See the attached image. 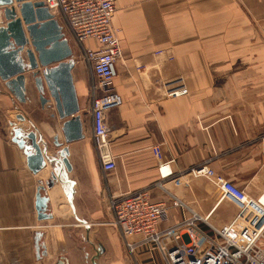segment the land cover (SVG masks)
Returning a JSON list of instances; mask_svg holds the SVG:
<instances>
[{
	"label": "crops",
	"instance_id": "crops-1",
	"mask_svg": "<svg viewBox=\"0 0 264 264\" xmlns=\"http://www.w3.org/2000/svg\"><path fill=\"white\" fill-rule=\"evenodd\" d=\"M112 22L123 49L113 80L123 103L105 115L114 170L103 169L93 140L94 76L84 62L72 69L83 137L71 142L54 100L42 107L31 70L26 102L0 79V264H166L152 246L128 250L110 199L149 189L170 205L159 228L211 211L219 226L230 215L214 209L218 192H206L189 173L203 163L260 193L253 183L264 178V0H117ZM176 78L188 93L166 95L165 83ZM14 126L45 142L39 171L13 141ZM154 146L171 161L165 180ZM38 191L48 197L50 218L39 217ZM174 197L184 205L173 206Z\"/></svg>",
	"mask_w": 264,
	"mask_h": 264
},
{
	"label": "built area",
	"instance_id": "built-area-1",
	"mask_svg": "<svg viewBox=\"0 0 264 264\" xmlns=\"http://www.w3.org/2000/svg\"><path fill=\"white\" fill-rule=\"evenodd\" d=\"M43 1L69 32L76 59L93 73V140L103 169L114 170L116 157L109 151L110 127L105 115L123 103L122 95L113 85L123 58L118 28L112 22L117 0ZM156 53L161 54L162 50ZM165 89L166 95L173 97L188 93L181 78L166 82ZM153 152L159 161L161 180L172 176L171 161L163 158L161 148L154 146ZM189 173L210 179L218 192L214 209L228 202L232 206L231 215L215 226L208 221L213 211L205 217L192 213L178 223L159 228L160 221L168 215L167 201L153 200L149 189L112 196V222L120 230L128 250L152 246L159 250L166 264H264L263 194L251 195L206 163ZM171 201L173 206L184 205L175 197ZM201 222H206L208 228Z\"/></svg>",
	"mask_w": 264,
	"mask_h": 264
},
{
	"label": "water",
	"instance_id": "water-1",
	"mask_svg": "<svg viewBox=\"0 0 264 264\" xmlns=\"http://www.w3.org/2000/svg\"><path fill=\"white\" fill-rule=\"evenodd\" d=\"M15 1L20 5L21 15L12 5L14 0H0V79L20 102H26L25 72L31 70L30 80L38 91L42 107L50 106L54 100L58 116L64 120L62 130L66 142L80 139L83 125L72 74L76 53L71 38L43 0ZM17 117L22 121L27 119L23 113ZM13 141L26 153L32 171L37 172L46 165L47 146L41 138L38 139L36 130L25 131L21 126H14ZM103 150L106 152L107 148L103 147ZM68 152V147L61 152L66 165ZM47 202L48 197L38 191L40 218L51 217L46 211Z\"/></svg>",
	"mask_w": 264,
	"mask_h": 264
},
{
	"label": "rangeland",
	"instance_id": "rangeland-1",
	"mask_svg": "<svg viewBox=\"0 0 264 264\" xmlns=\"http://www.w3.org/2000/svg\"><path fill=\"white\" fill-rule=\"evenodd\" d=\"M61 21V20H60ZM62 22V21H61ZM63 24V23H62ZM64 25V24H63ZM65 27V25H64ZM65 31L66 33L69 35V32L67 31V29L65 28ZM121 29H118V33H120ZM119 35V34H118ZM120 39V38H119ZM77 60V59H76ZM264 167V163L262 165V168ZM261 168V167H260ZM258 172H259V168H258ZM263 174H264V171H263ZM199 178H202V183L201 185L203 186V188H205L206 192L208 193H213L215 196H216V193H217V188L216 186L212 183V181L206 177H199ZM256 180H254V183H253V187L255 188V190L257 192H260L257 196L261 195L263 192H264V178L261 179V182L262 184L260 185V180L258 179L257 181L259 182H255ZM218 199V197H217ZM217 199H216V202H217ZM231 210H232V206L227 202V203H224V204H220L219 205V208L218 210H216V212L218 214H222L224 212H226L228 215H231ZM211 217V216H210ZM209 223L213 224L212 221H211V218H209ZM202 225L205 227V228H208V225L205 224L206 222H201ZM214 225V224H213ZM131 252V251H130Z\"/></svg>",
	"mask_w": 264,
	"mask_h": 264
},
{
	"label": "bare ground",
	"instance_id": "bare-ground-1",
	"mask_svg": "<svg viewBox=\"0 0 264 264\" xmlns=\"http://www.w3.org/2000/svg\"><path fill=\"white\" fill-rule=\"evenodd\" d=\"M262 194H263V200H264V192Z\"/></svg>",
	"mask_w": 264,
	"mask_h": 264
}]
</instances>
